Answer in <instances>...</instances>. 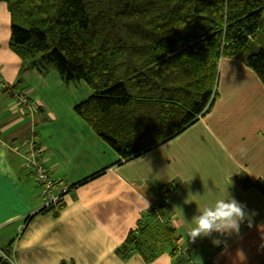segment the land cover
<instances>
[{"label":"crops","instance_id":"1","mask_svg":"<svg viewBox=\"0 0 264 264\" xmlns=\"http://www.w3.org/2000/svg\"><path fill=\"white\" fill-rule=\"evenodd\" d=\"M10 23L0 3V248L12 259L6 264H191L179 248L200 264H264L258 186L264 187V83L251 68L223 57L209 113L172 140L120 161L73 113V102L65 120L31 87L30 77L43 74L21 71L23 61L9 47ZM13 91L36 104L33 112L17 105ZM33 142L59 187L67 188L58 209L40 212V188L27 164ZM241 177L253 186L245 189ZM230 196L250 216L240 234L188 239L198 209ZM160 212L163 226L153 221ZM141 221L147 227L138 249L123 259L117 249ZM213 239L226 244L214 246Z\"/></svg>","mask_w":264,"mask_h":264},{"label":"trees","instance_id":"2","mask_svg":"<svg viewBox=\"0 0 264 264\" xmlns=\"http://www.w3.org/2000/svg\"><path fill=\"white\" fill-rule=\"evenodd\" d=\"M0 3L11 16L9 47L23 61L21 71L54 68L67 84L85 82L92 94L78 115L120 161L172 140L209 113L223 57L243 62L264 83V0ZM241 180L245 189L253 186ZM146 227L141 221L128 233L117 249L123 259L138 249Z\"/></svg>","mask_w":264,"mask_h":264},{"label":"clouds","instance_id":"3","mask_svg":"<svg viewBox=\"0 0 264 264\" xmlns=\"http://www.w3.org/2000/svg\"><path fill=\"white\" fill-rule=\"evenodd\" d=\"M146 205L150 206L147 200ZM245 209L246 205L231 196L228 199L216 200L213 206L205 207L202 211L198 209V214L191 221L194 226L187 233L188 239L195 242L197 238L210 237L213 233H219L221 236H231L233 233L239 235L241 224L250 220ZM212 243L214 246H220L222 243L226 244V241L213 239Z\"/></svg>","mask_w":264,"mask_h":264},{"label":"rangeland","instance_id":"4","mask_svg":"<svg viewBox=\"0 0 264 264\" xmlns=\"http://www.w3.org/2000/svg\"><path fill=\"white\" fill-rule=\"evenodd\" d=\"M37 74L38 73H36V76L32 75L30 77L31 87L40 93L43 102L46 103L48 107L54 110L59 116H63L65 120H68V118L71 117V102L74 103L73 113L79 114L76 107L81 102L88 99L92 94V90L85 82L67 84L62 80L58 71L54 68H51L47 74L42 75L41 79H39ZM94 174L87 178L90 179ZM158 217L159 220L154 219L153 221L158 224V226H163L161 223L164 220V217H166L165 214L160 212V216Z\"/></svg>","mask_w":264,"mask_h":264},{"label":"built area","instance_id":"5","mask_svg":"<svg viewBox=\"0 0 264 264\" xmlns=\"http://www.w3.org/2000/svg\"><path fill=\"white\" fill-rule=\"evenodd\" d=\"M12 97L23 111L33 112L36 107V104L23 93L13 91ZM27 164L36 175L37 183L39 185L41 197L43 200L42 209H58V207L61 205L63 195L67 192V188H60L58 185L59 183L51 176L48 168L45 165L43 152L35 142L31 144V150L29 153V157L27 158ZM177 253L183 259L190 261L191 264H200L199 261L191 257V253L188 250L179 248ZM1 260L4 263L12 262L10 255L5 253V251L1 250L0 248V261Z\"/></svg>","mask_w":264,"mask_h":264},{"label":"bare ground","instance_id":"6","mask_svg":"<svg viewBox=\"0 0 264 264\" xmlns=\"http://www.w3.org/2000/svg\"><path fill=\"white\" fill-rule=\"evenodd\" d=\"M0 262L4 263L2 260Z\"/></svg>","mask_w":264,"mask_h":264}]
</instances>
